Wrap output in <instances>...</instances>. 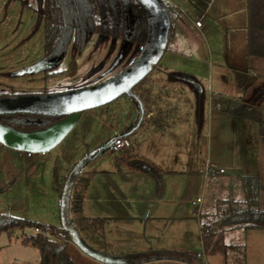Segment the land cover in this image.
<instances>
[{"label": "rangeland", "instance_id": "rangeland-1", "mask_svg": "<svg viewBox=\"0 0 264 264\" xmlns=\"http://www.w3.org/2000/svg\"><path fill=\"white\" fill-rule=\"evenodd\" d=\"M240 21L238 18L235 23ZM233 27L229 33H217L219 36L213 37L217 40L208 44L201 42L200 33L189 24V43L175 45L191 52L199 47L205 62L202 67L176 57L169 59L168 53L163 57L161 67L172 61V68H203L205 74L200 78L204 81L164 69L148 76L155 88L173 87L172 95L155 91L163 100H172L163 105L171 123L164 132L152 125L139 126L143 114L139 102L126 92L84 110L64 139L45 153L28 156L27 151L0 142V213L70 227L89 248L122 259V264H180L165 260L167 257L197 260L194 254L204 252L202 223L222 216L231 201L244 204L243 175L264 176L259 124L228 110L230 103L241 110L246 104L264 109V76H251L255 81L246 90L241 73L230 68L248 63L247 27ZM44 42L43 0H0V93L9 95L0 101L23 100L25 106L37 110L38 97L71 93L123 77L137 63L141 50L138 44L126 45L89 33L82 49L72 41L62 61L48 67ZM210 66L213 84L209 83ZM219 71L230 76L233 85L224 84L223 76L219 81ZM174 89L179 91L174 93ZM131 103L137 105L136 111ZM173 103L178 104L174 115ZM135 129L136 136L130 132ZM128 132L134 152L141 155L130 164L143 169L141 173L129 172V165L117 163L120 153L111 150L112 142ZM209 165L226 171L206 174ZM180 170L186 172H176ZM80 194L81 209L76 211L73 201ZM260 200L264 209V188ZM95 217L105 218V225L92 227L90 218ZM218 233L227 244L243 243L246 257L247 237L252 231L223 224ZM17 236L22 239L23 232L1 234L0 264H40V252L32 246L20 243L8 253L2 250L6 244L19 243ZM66 251L75 264H111L87 254L74 238ZM213 255L205 254L209 261Z\"/></svg>", "mask_w": 264, "mask_h": 264}, {"label": "trees", "instance_id": "trees-1", "mask_svg": "<svg viewBox=\"0 0 264 264\" xmlns=\"http://www.w3.org/2000/svg\"><path fill=\"white\" fill-rule=\"evenodd\" d=\"M160 2L169 13L172 6L164 0ZM248 9V56L252 58L249 68L258 75L264 76V0H248ZM43 18L45 56L50 62L48 67L58 65L62 61L72 41L77 49H82L89 33L112 37L126 45H140L139 59L142 53L151 49L154 44L156 20L151 9L142 0H43ZM57 73L59 72H52L51 75ZM146 81L145 76L132 87L130 97L134 101L139 103L145 101L147 104L153 101L149 90L145 87ZM7 97L8 94L0 93V100ZM243 108L244 110H241L231 104L228 110L232 114L257 122L264 142V109L251 104H246ZM62 118L64 115L18 111L0 114V123L30 132L46 128ZM135 158L136 156L129 152L118 155L115 161L129 165V172L142 171L130 164ZM150 165L154 164L150 163ZM155 167L161 170L159 166L155 165ZM263 180L262 173L243 175L246 198L244 204L231 201L222 216L211 222L202 223L201 235L205 254H223L227 258V264H246L245 245L225 243L223 234L218 233V230L223 224L244 230L264 228V209L260 207ZM82 197L80 194L73 201L76 211L81 209ZM90 224L92 227L101 228L105 225V218H92ZM36 228L40 229V232L25 233L27 229ZM18 231L23 232L24 244L40 252V264H75L66 251L67 244L73 236L64 226L43 224L10 213H0V236L4 232L14 234Z\"/></svg>", "mask_w": 264, "mask_h": 264}, {"label": "crops", "instance_id": "crops-1", "mask_svg": "<svg viewBox=\"0 0 264 264\" xmlns=\"http://www.w3.org/2000/svg\"><path fill=\"white\" fill-rule=\"evenodd\" d=\"M160 1V0H159ZM166 3L172 6V9L169 11V13L163 9V12H166L167 17H168V30L165 33V46L164 50L161 53L160 58L158 59L157 63L152 66V68L144 75L146 76L147 81L149 80L150 83L146 81L145 87L146 89L149 90L151 99L153 100L151 103L147 104L145 101L140 102V109L141 112L143 113L141 116V120L139 122V126H148L152 125L155 130H160L161 132L165 131L166 126H170L171 123L170 121L166 119L167 113L166 110H164L163 105H169L170 102H172L171 98H168L167 100L161 97H158L159 94H155L156 90H162L168 95V92L171 94L173 93L172 86H166L165 87H160L157 86L155 88L154 82L151 78L148 76L154 72V71H161V70H166V71H178L182 72L184 74H189L197 77L198 80H203L200 77H204V72L203 68L202 71H200V68L198 67H192L191 69H181L178 67H171L172 61L169 63V66L166 67H161L162 66V59L163 57L168 53L169 54V59L171 57H176L181 60H187L189 64L193 63H199L201 64V67L204 66V57H202V54L200 53L199 47L193 48V51H187L182 46H176L175 43L177 44H187L188 42V31H186V28H188L189 24L192 25L195 29L198 30L200 33L201 37V42L206 41L208 44L210 43V40H217L213 39V37H217V33H229L230 28H234L233 26H243L242 28L247 27L248 30V36H249V9H248V0H164ZM161 4V2H160ZM162 5V4H161ZM163 6V5H162ZM151 11L154 14L155 20H156V26H155V33H154V40L157 35V27H158V20L156 18L155 12L151 7H149ZM238 18H241V21L237 24L235 21H238ZM203 20L201 26L196 25L197 20ZM237 24V25H236ZM240 24V25H239ZM171 28V33L169 34V30ZM154 43V42H153ZM156 50V45L153 44V47L149 50H146L149 55H152ZM145 52V51H144ZM190 52V53H189ZM142 57V55H141ZM140 57V59H141ZM247 66L246 65H231L230 68L232 70L240 72L242 78V87H246V90H249L251 88L250 85L254 83V78H251V76H257L259 77L257 73L253 72L250 70V64L252 61V58L248 56V50H247ZM140 59L137 61V63L140 61ZM242 63V62H241ZM250 63V64H249ZM220 66H223L222 64H219ZM210 74L208 75L209 77V83L213 84V78L211 75H213V66H210ZM218 80L220 81L222 76L224 79H222L223 83L231 86L233 85V82L231 80V77L228 75H223L220 71L218 72ZM215 79V78H214ZM148 83V84H147ZM179 90L174 89V93L178 92ZM169 94V95H170ZM172 95V94H171ZM157 96V97H156ZM233 102V99H231ZM163 103V104H162ZM174 104V103H173ZM230 103L229 105H231ZM175 106H173V111L172 114L174 115L177 113L178 109V104L175 103ZM228 105V106H229ZM132 111H136L137 105L135 103H131ZM152 112V115L149 116L148 113ZM170 114V113H169ZM146 115V116H145ZM163 115V117H162ZM175 124V123H172ZM132 134L135 136L137 135L138 129L130 131ZM130 132L126 133L125 135L116 138L115 140L119 138L126 137L129 139V134ZM114 140V141H115ZM113 141V142H114ZM112 142V143H113ZM164 143V142H163ZM159 144L160 146H165V144ZM139 144V143H138ZM169 147L171 145L169 144ZM129 149V150H128ZM123 152V153H122ZM120 152V154L124 153H133L136 157H140V154H137L134 152V147L131 143V146L124 151ZM119 154V155H120ZM150 163H153L152 161L148 160ZM155 164V163H153ZM156 165V164H155ZM159 166V165H157ZM210 166V165H209ZM213 166V165H212ZM223 168V167H221ZM143 171V169H141ZM225 170V169H224ZM142 171H132L133 173H141ZM161 172H164V170L161 168ZM226 171V170H225ZM169 172V171H167ZM180 173L186 172L185 170H180L176 171ZM250 175V174H247ZM96 218V217H95ZM99 218V217H97ZM92 219V218H90ZM201 227V226H200ZM201 229V228H200ZM248 231H252L253 234L249 235L247 237V244H246V264H261L264 261V228H251ZM17 233V232H15ZM15 233L13 235H15ZM19 243L16 241L13 244H6L2 250H5L6 253L10 251V249L16 248L17 246L26 245L30 246L27 244H24L22 242V239L19 238V236L16 237ZM202 238V235H201ZM203 246V242H202ZM37 250V249H36ZM196 254V253H195ZM194 254V257L196 255ZM215 255V256H214ZM212 256L211 261L207 259L208 264L212 262V264H227V258L223 254H219L220 256H216L214 254ZM197 258V257H196ZM229 259V258H228ZM16 260V259H15ZM165 260L168 261H176L180 264H202L203 261L200 258H197V260H182V259H171L167 257ZM195 261H197L195 263ZM15 264H28L25 261H18L15 262Z\"/></svg>", "mask_w": 264, "mask_h": 264}, {"label": "water", "instance_id": "water-1", "mask_svg": "<svg viewBox=\"0 0 264 264\" xmlns=\"http://www.w3.org/2000/svg\"><path fill=\"white\" fill-rule=\"evenodd\" d=\"M142 1L153 9L158 20L157 35L154 40V44L156 45L155 52L152 55H149L146 51L143 52L140 61L134 64L123 77L71 93H58L46 97H38L37 99L45 107L44 111L46 113L67 116L46 128L30 132L20 131L0 123V142L3 145L31 153L50 151L73 129L84 110L106 103L120 94L131 93L132 87L144 77L160 58L165 46V33L168 30V17L166 12H163L164 7L160 4V1ZM17 111L22 112L25 109L19 107L18 104H11L9 100L0 101V114ZM71 181H69L64 193L65 202L72 185ZM64 227L72 234L77 244L90 256L111 264H122L124 262L122 259L96 252L89 248L81 241L76 232L70 229V227Z\"/></svg>", "mask_w": 264, "mask_h": 264}, {"label": "built area", "instance_id": "built-area-1", "mask_svg": "<svg viewBox=\"0 0 264 264\" xmlns=\"http://www.w3.org/2000/svg\"><path fill=\"white\" fill-rule=\"evenodd\" d=\"M202 24V20L199 19L196 21V25L197 26H201ZM149 116L152 115V112H149L148 113ZM131 146V142L128 138L126 137H123V138H119L117 140H115L112 145H111V150L114 151V152H122L124 151L125 149L129 148ZM28 156H31L32 153L31 152H26ZM225 170L224 168H219V169H216L214 166L210 165L207 167V170H206V174H217V173H224ZM201 200L200 198L197 199V203H200ZM36 232H40V229L36 228L35 229ZM196 257L197 258H200L203 263L202 264H208V261H207V258L205 256V253H200V252H197L196 254Z\"/></svg>", "mask_w": 264, "mask_h": 264}, {"label": "flooded vegetation", "instance_id": "flooded-vegetation-1", "mask_svg": "<svg viewBox=\"0 0 264 264\" xmlns=\"http://www.w3.org/2000/svg\"><path fill=\"white\" fill-rule=\"evenodd\" d=\"M11 104H18L19 105V107H23L24 109H25V111H22V112H38V113H45V114H50V113H46V111H44L45 110V107L43 106V104H41V103H39V107H38V109L37 110H35V108H33V107H30V106H28V105H24L23 104V101H12L11 102ZM28 106V107H27ZM18 112V111H17ZM53 115H61V114H56V113H53ZM67 115H64V117H66ZM63 119V118H62Z\"/></svg>", "mask_w": 264, "mask_h": 264}]
</instances>
